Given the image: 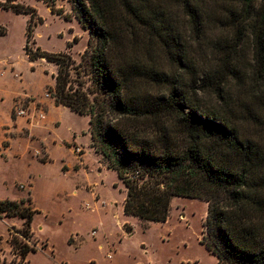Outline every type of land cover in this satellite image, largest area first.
Masks as SVG:
<instances>
[{"label": "trees", "instance_id": "obj_1", "mask_svg": "<svg viewBox=\"0 0 264 264\" xmlns=\"http://www.w3.org/2000/svg\"><path fill=\"white\" fill-rule=\"evenodd\" d=\"M71 3L90 29L78 68L95 73L92 91L83 82L72 86L75 62L67 51L34 50L35 28L44 19L34 6L7 0L0 8L31 14L27 56L58 65L47 92L57 105L90 117L92 146L126 187L125 213L166 222L175 197L205 200L201 241L217 264H264V0ZM211 24L221 37L213 42L209 66L201 67L198 53ZM248 50L252 91H244L245 109L236 112L228 81ZM24 203L0 199V219H24L21 237L11 239L22 264L38 250L30 241L40 212Z\"/></svg>", "mask_w": 264, "mask_h": 264}, {"label": "rangeland", "instance_id": "obj_2", "mask_svg": "<svg viewBox=\"0 0 264 264\" xmlns=\"http://www.w3.org/2000/svg\"><path fill=\"white\" fill-rule=\"evenodd\" d=\"M17 1L34 6L44 18L35 28V42L31 43L34 50L40 46L51 52L67 51L75 62L72 86L76 88L83 82V88L94 90L95 73L78 68L88 48L90 29L79 22L71 0H50L55 12L45 0ZM30 19L31 14L0 8V33L7 32L0 34V86L6 91L0 103L1 119L8 113L12 91L45 95L47 84L56 83V63L46 58L35 63L28 60L24 47ZM219 31L210 25L205 49L198 53L199 66H209L213 42L221 37ZM251 61L250 51H244L239 72L228 81V88L236 93L232 104L236 112L245 109L240 104L246 96L244 91H252L248 82ZM164 63L168 70L175 71L168 60ZM16 73L22 77H16ZM46 108L44 105L45 119L35 118L36 123L40 122L37 129L42 144L31 143L22 135L10 148L0 150V199L25 200V205L40 210L33 217L30 241L38 250L27 255L23 264H217L216 255L201 241L207 201L175 197L166 222L126 215L123 181L116 170L108 167L101 152L88 147L90 118L64 105ZM78 146L83 148L78 150ZM84 151L86 162L81 164ZM23 223L20 216L0 219V264H22L13 254L11 239L14 234L21 237L18 230Z\"/></svg>", "mask_w": 264, "mask_h": 264}, {"label": "crops", "instance_id": "obj_3", "mask_svg": "<svg viewBox=\"0 0 264 264\" xmlns=\"http://www.w3.org/2000/svg\"><path fill=\"white\" fill-rule=\"evenodd\" d=\"M6 33H0V34L5 35ZM28 60L30 62H33V63H35L37 61V60L36 61L30 60L29 58H28ZM1 74H4V71H2ZM15 75H16V77H19V78L22 77V74L16 73ZM23 82H24V80L21 79V83H23ZM48 85H50V84H47V86ZM50 86H54V85H50ZM45 90H46V88H45ZM5 93H6V91L3 88H1V86H0V103L4 102L5 98H3V97H4ZM9 97H10V100H9L10 107H9L8 113L4 119L0 118V133H1L0 134V150H1V148L3 150L10 148L11 144L14 143V139L16 137L22 136V135L28 137L30 139L31 143L35 142V144H38V143L42 144L43 140L40 138L41 133L37 129L38 128L37 126L40 124V122L36 123L35 120H31L28 116L15 117L14 113H13V108L16 107L17 104H23V103H27L28 101H30L32 111L34 110V108L44 109V105H47L46 109H48V108H50V106H59L56 104L55 99L51 95H49V96H46L44 94L43 95H34V94H32L31 91L28 92L26 90H23V91H20V90L15 91L14 90L10 93ZM40 105H42V106H40ZM64 106H67V105H64ZM44 111L46 112V110H44ZM85 116H88V115H85ZM89 127H90V121H89ZM27 130L29 131V133L25 134L24 132ZM89 131H90V129H89ZM90 138H91V144L88 145V147L92 150H95V148L92 146L93 141H92L91 134H90ZM74 146H76V145H74ZM78 147L80 149L83 148L81 146H78ZM45 149L47 152L46 147H45ZM36 152H40L39 148H36ZM82 154H83L84 158L81 160V162H82L81 164H84L86 162L85 157H86L87 153L84 151ZM2 156H4V153H2ZM40 160L42 162H48L49 161L48 159L43 160L42 158H40ZM126 195H127V193H126ZM123 210H124V201H123ZM124 213H125V211H124ZM126 215L135 216V215H129V214H126ZM136 218L139 219L138 217H136Z\"/></svg>", "mask_w": 264, "mask_h": 264}, {"label": "built area", "instance_id": "obj_4", "mask_svg": "<svg viewBox=\"0 0 264 264\" xmlns=\"http://www.w3.org/2000/svg\"><path fill=\"white\" fill-rule=\"evenodd\" d=\"M45 95L49 96L50 93L46 92ZM13 113L15 117L28 116L31 120H35V118L38 119L46 118V113L44 109L34 108V110L32 111L30 101L23 104H17L16 107L13 108ZM77 149L80 150L79 147H77Z\"/></svg>", "mask_w": 264, "mask_h": 264}]
</instances>
